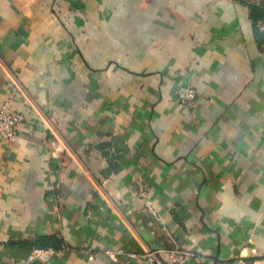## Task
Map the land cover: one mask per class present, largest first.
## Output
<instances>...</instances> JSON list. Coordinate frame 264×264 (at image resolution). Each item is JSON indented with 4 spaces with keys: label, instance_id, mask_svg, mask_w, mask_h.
<instances>
[{
    "label": "crops",
    "instance_id": "crops-1",
    "mask_svg": "<svg viewBox=\"0 0 264 264\" xmlns=\"http://www.w3.org/2000/svg\"><path fill=\"white\" fill-rule=\"evenodd\" d=\"M6 101L0 264H264V0H0Z\"/></svg>",
    "mask_w": 264,
    "mask_h": 264
},
{
    "label": "built area",
    "instance_id": "built-area-1",
    "mask_svg": "<svg viewBox=\"0 0 264 264\" xmlns=\"http://www.w3.org/2000/svg\"><path fill=\"white\" fill-rule=\"evenodd\" d=\"M198 98V89L196 86L181 87L178 90V101L184 108H191L195 105ZM25 116L13 111L10 102L6 101L0 109V138L7 143H14L20 137V131ZM49 251L42 248L34 249L28 256L25 264H33L43 258ZM108 256L113 254H122L121 250L116 252L106 251ZM131 258L139 257L147 264H192V260L196 257V252L192 249H184L175 247L172 249H148L141 254H129ZM90 261L95 260V254L90 253ZM238 264H245L243 260H239Z\"/></svg>",
    "mask_w": 264,
    "mask_h": 264
}]
</instances>
